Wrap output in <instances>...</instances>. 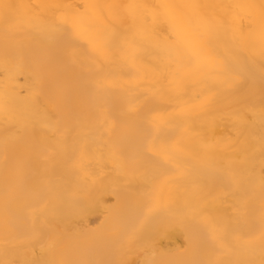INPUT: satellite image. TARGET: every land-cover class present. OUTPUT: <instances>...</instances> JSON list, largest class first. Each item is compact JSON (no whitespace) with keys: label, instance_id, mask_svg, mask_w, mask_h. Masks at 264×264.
I'll return each instance as SVG.
<instances>
[{"label":"bare ground","instance_id":"bare-ground-1","mask_svg":"<svg viewBox=\"0 0 264 264\" xmlns=\"http://www.w3.org/2000/svg\"><path fill=\"white\" fill-rule=\"evenodd\" d=\"M5 2L17 7L0 15V262L202 264L220 255L212 224L258 225L262 0ZM129 3L181 7L139 10L130 28L108 7ZM165 44L211 71L176 78ZM221 258L258 261L259 244Z\"/></svg>","mask_w":264,"mask_h":264},{"label":"snow or ice","instance_id":"snow-or-ice-1","mask_svg":"<svg viewBox=\"0 0 264 264\" xmlns=\"http://www.w3.org/2000/svg\"><path fill=\"white\" fill-rule=\"evenodd\" d=\"M17 7L12 4L6 3L5 0H0V15H2L3 19L7 23L9 18L13 13V9ZM41 10H45L52 7H59V5H47L42 4L37 6ZM110 8H119L125 10L127 13L126 19L130 22L129 27L135 28L138 20L140 19L139 10L142 9H150V14L155 18L157 16H163L167 19H174L176 12L175 10L178 7L177 5L169 4V3H161L155 6H148L144 4H136L129 3L123 5H109ZM182 7L186 8H199L201 5L198 4H188L183 5ZM237 7H241L237 5ZM255 7V6H252ZM121 18L117 17L119 21ZM30 23L35 26H45L47 24L46 21L42 19V13L36 12L33 13L30 19ZM179 36V33L177 34ZM260 37H261V55L264 57V0L260 5ZM179 43V41H178ZM165 50L169 53L171 57H173L176 68L174 72V76L178 79H184L190 77L193 74H201L210 72V68L208 65L202 61L199 53L195 51H187L185 49H181L176 45H164ZM128 53L126 51H122L119 54H113L109 57L110 60H115L119 58H126ZM261 72L264 73V63L261 64ZM252 117H259L261 124V134H260V152L262 157V163H264V105L261 106L259 112L253 111L251 113ZM54 134L56 133V129H53ZM64 133H60V138H63ZM59 142V141H56ZM246 157L248 156L247 149H245ZM234 182H239L234 178ZM161 205L157 203L153 208L149 209V212L159 210ZM249 231L243 234H230L226 228L217 226L212 224L210 226L212 238L216 243L217 249L220 253L214 259H209L207 261L202 262V264H264V175L261 176L260 179V207H259V221L258 225L255 221L249 223L248 225ZM258 229V235L255 234V231ZM259 244L260 248V259L257 260H244V261H229L222 259V255L227 250H230L232 247H254L256 244ZM7 243V241H5ZM0 264H11V262H0ZM123 264V262H121ZM145 264H155L154 261H146Z\"/></svg>","mask_w":264,"mask_h":264}]
</instances>
